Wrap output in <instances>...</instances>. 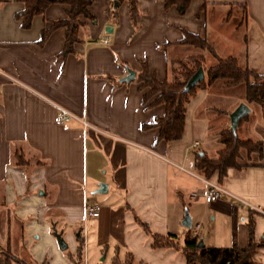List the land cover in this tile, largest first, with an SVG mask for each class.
Wrapping results in <instances>:
<instances>
[{"label":"crops","instance_id":"obj_1","mask_svg":"<svg viewBox=\"0 0 264 264\" xmlns=\"http://www.w3.org/2000/svg\"><path fill=\"white\" fill-rule=\"evenodd\" d=\"M135 0L133 19L126 0H91L89 22L78 17L77 41L61 54L66 6L48 5L21 29L16 0L0 3V247L44 264H70L59 254L53 234L72 252L81 244V264L102 253L110 264H184L183 237L203 247L243 246L247 223L258 244L252 264H264V109L232 95V86L207 84L204 69L215 59L232 58L264 82V0ZM46 32L41 39V33ZM183 33L203 39L210 49L182 44ZM198 61L203 85L184 105L179 139L157 140L153 120L161 104L142 102L136 75L144 66L156 80L179 76V64ZM133 78L120 81L127 74ZM243 104L248 113L239 137L260 144L254 161L228 168L220 183L227 196L205 204L194 173V154L214 158L228 115ZM77 120L55 123L58 109ZM87 127L82 128L79 121ZM196 143V147L191 145ZM19 150L24 166H14ZM254 155V154H252ZM180 167L183 171L178 170ZM205 179V178H204ZM189 192L198 196L188 199ZM83 199L99 206L82 223ZM187 215L189 226L181 225ZM151 234L172 235L177 249L151 247ZM83 237V238H82ZM47 255V256H48ZM16 257V256H15ZM19 259L18 257H16ZM20 260V259H19ZM52 260V258H51Z\"/></svg>","mask_w":264,"mask_h":264},{"label":"trees","instance_id":"obj_2","mask_svg":"<svg viewBox=\"0 0 264 264\" xmlns=\"http://www.w3.org/2000/svg\"><path fill=\"white\" fill-rule=\"evenodd\" d=\"M21 3L22 8L15 13L14 19L19 21L21 29L29 27L30 20L33 16L40 15L43 10L51 4H62L67 8L65 10L64 19L57 20L50 23L51 28L62 27L63 34V48L62 55L71 52L72 44L77 41L76 29L79 25L78 17L92 22L93 17L88 13L87 7L91 0H16ZM135 0H126L128 16L130 20L133 19L135 13ZM172 0H164L165 6ZM3 0H0V3ZM187 0H183L179 6L182 11ZM46 32L41 33V39L44 38ZM182 44L190 45L197 49L207 50L211 53L207 44L203 39L196 35L183 33ZM215 59V64L209 68L204 69L206 83L209 84L214 80H220L222 85L232 86L235 84L242 85L243 100L246 104L253 103L264 109V82L262 76L256 75L253 71L246 68H240L232 58ZM197 68H202L198 61H194L191 68H187L183 64H179V76L173 77L170 80H156L152 75L147 74L144 66L136 75V82L139 84L138 89L141 91L146 89L142 94V102L145 103L149 98L154 97L148 104H161L164 113L161 117L155 118L150 125L157 129V140L164 142L176 141L179 139L183 125V110L184 105L192 96L194 90L203 85V80L199 81L192 88L183 91V86L186 80L193 74ZM245 118L243 116L237 121L234 134L229 128L220 132L218 142L221 148L217 151L214 158H208L204 154H194L193 170L194 173L209 179L213 174H216V182L220 183L225 176L228 168H240L241 166L236 162L238 158V151L244 150L246 154L259 155L260 144L249 139H242L238 135V130L241 121ZM13 165L24 166L26 161L23 160L22 154L19 150L12 152ZM141 230L150 238L151 247L157 248H173L177 249V243L172 235L158 236L151 234L146 226L137 222ZM247 240L245 245L240 246L232 241L228 247H203L198 246L197 241L190 238L187 234L183 237L182 244L179 251L183 257L184 264H252L251 257L258 244L252 242L251 237V223H247ZM3 259L0 264H24L22 261L3 254ZM76 258L81 262V244L77 243L74 260ZM112 264H117L113 261ZM122 264H133L129 254H125Z\"/></svg>","mask_w":264,"mask_h":264},{"label":"built area","instance_id":"obj_3","mask_svg":"<svg viewBox=\"0 0 264 264\" xmlns=\"http://www.w3.org/2000/svg\"><path fill=\"white\" fill-rule=\"evenodd\" d=\"M69 120H77V118L72 116L67 111L59 108L58 109V114L55 117V123L64 124V123H66ZM79 123H80V125H81V127L83 129L87 127V125L84 122L79 121ZM196 145H197L196 143H193L191 145V147L194 148V147H196ZM176 168L178 170H181V171L184 172V170H182L180 167H176ZM186 173L191 175L192 177L196 178L197 180H199L202 183V185L204 187V191L199 196L202 198V201L205 204H209V203L215 201L220 196H227V197H230V198L234 199L235 201L239 202L241 205H245L241 200L236 199L233 196H231L229 193H227L217 183L211 182L208 179H204L203 177H201V176H199L197 174L188 173V172H186ZM197 196L198 195L195 192H189L188 195H187L188 199H190V200L196 198ZM98 212H99V206L97 204L89 203L85 199H83V204H82V223H84V221L86 219L96 218L98 216ZM194 235H195V230L192 229L190 231V237H193Z\"/></svg>","mask_w":264,"mask_h":264},{"label":"rangeland","instance_id":"obj_4","mask_svg":"<svg viewBox=\"0 0 264 264\" xmlns=\"http://www.w3.org/2000/svg\"><path fill=\"white\" fill-rule=\"evenodd\" d=\"M242 89H243L242 85L235 84L230 92H231L232 95H237L239 93H240L239 95H241L242 94ZM238 133H240L239 130H238ZM254 156L255 155H252V154H246V152L244 150H239L238 151V158H237L236 162L238 164H244V163H247L249 161H254L255 160ZM262 161L264 162V160H262ZM76 246H77V244H76ZM76 246H75V249H73V252H72L70 246H66L65 250H63V251H59V254H61V256L64 258V260L67 263L69 262L70 264H74V263H72L73 262L72 260H74V254H75ZM3 248H4L3 246L0 247V260L3 259V256H2L3 254H8V256H11L12 258H15V259H17L16 257H18L20 259V261H22L24 264H35V263L31 262V260L29 258H26L25 255L27 253L25 254V253H21L20 252V253H17V254H11L7 250H4ZM44 254L46 255L44 264L49 262L48 258H50L51 262L55 260L53 257H50L48 255L47 250L44 251ZM51 258H52V260H51ZM19 259H17V260H19ZM75 261H76V264H81V262H79V259L76 258ZM12 264H14V263H12ZM87 264H110V262H109L108 255L103 256V254L101 253L97 257L96 260L94 258H92V259L90 258L88 260Z\"/></svg>","mask_w":264,"mask_h":264},{"label":"water","instance_id":"obj_5","mask_svg":"<svg viewBox=\"0 0 264 264\" xmlns=\"http://www.w3.org/2000/svg\"><path fill=\"white\" fill-rule=\"evenodd\" d=\"M126 76L122 78L120 81L127 82L133 78V73L129 70L126 72ZM202 80V71L200 68H197L193 74L186 80L183 91H187L192 88L195 84ZM248 113V109L243 104H238L228 115V128L232 134H234V129L238 120H240L243 116ZM181 225L185 228H188L189 222L187 215L185 214ZM55 243L59 251H63L66 248V244L61 239L58 234H53ZM198 246H202L200 242H197Z\"/></svg>","mask_w":264,"mask_h":264}]
</instances>
